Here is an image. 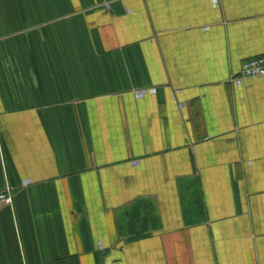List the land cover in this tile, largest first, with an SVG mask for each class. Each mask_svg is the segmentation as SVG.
<instances>
[{"label": "crops", "instance_id": "1", "mask_svg": "<svg viewBox=\"0 0 264 264\" xmlns=\"http://www.w3.org/2000/svg\"><path fill=\"white\" fill-rule=\"evenodd\" d=\"M255 57L264 0H0V264H264Z\"/></svg>", "mask_w": 264, "mask_h": 264}, {"label": "built area", "instance_id": "2", "mask_svg": "<svg viewBox=\"0 0 264 264\" xmlns=\"http://www.w3.org/2000/svg\"><path fill=\"white\" fill-rule=\"evenodd\" d=\"M255 77H264V57H255L247 59L242 67L240 74L234 78V83L237 86H242L243 80L248 78ZM147 93H156V89L152 88L149 90L137 91V97H143ZM183 105H180L179 108H182ZM135 162L134 164H137ZM12 207L13 206V190L10 186H6L4 189L0 190V209L3 207Z\"/></svg>", "mask_w": 264, "mask_h": 264}]
</instances>
